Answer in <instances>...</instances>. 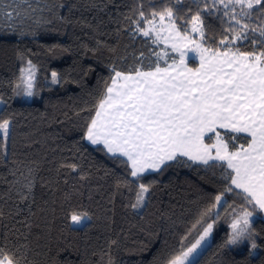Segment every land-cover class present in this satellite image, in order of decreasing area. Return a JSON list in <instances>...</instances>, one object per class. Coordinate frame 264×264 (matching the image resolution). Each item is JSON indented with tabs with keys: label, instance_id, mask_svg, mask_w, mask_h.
<instances>
[{
	"label": "trees",
	"instance_id": "obj_1",
	"mask_svg": "<svg viewBox=\"0 0 264 264\" xmlns=\"http://www.w3.org/2000/svg\"><path fill=\"white\" fill-rule=\"evenodd\" d=\"M205 2L211 7L212 0H0V96L7 101L0 118L14 121L7 150L0 153L4 255L14 260L23 255L25 264H165L178 254L181 237L223 187L221 170L174 163L125 186L126 166L83 140V125L94 115L89 110L110 83L113 66L127 71L141 52L148 57L163 47L134 30L139 12L151 19L153 11L171 7L178 17L190 20ZM236 11L239 17V7ZM8 13H19L11 27ZM220 15L201 12L206 46L215 47L225 35L228 24ZM255 16L252 24L258 23ZM48 20L52 23H44ZM241 50H251L250 42ZM20 57L36 66L35 94L29 101L14 99ZM53 71L58 84L51 83ZM29 166L35 186L22 202L15 181L23 180L20 174H27ZM139 183L152 187L144 206L134 209ZM234 201L243 203L230 195L225 207ZM215 211L225 216L222 208ZM83 213L90 219L72 225L71 216ZM229 224L221 221L214 227L198 264H264L262 214L253 219L252 241L223 246ZM194 238L195 233L192 242Z\"/></svg>",
	"mask_w": 264,
	"mask_h": 264
},
{
	"label": "snow or ice",
	"instance_id": "obj_2",
	"mask_svg": "<svg viewBox=\"0 0 264 264\" xmlns=\"http://www.w3.org/2000/svg\"><path fill=\"white\" fill-rule=\"evenodd\" d=\"M201 12H222L218 18L228 24L215 47L206 46ZM253 13L257 24L251 23ZM13 15L19 17V13L6 14L8 27L15 23ZM150 15L148 19L141 10L133 21L134 30L151 39L153 45L163 47L152 50L148 57L141 52L138 63L127 71L112 67L114 75L94 109L89 110L94 115L86 119L82 139L126 166L125 186L174 163L191 162L221 170L223 187L214 196V203L199 213L181 237L178 254L165 261L198 264L197 258L218 223L230 220L223 246L237 245L254 240L253 218L257 213L264 214V0H212L211 7L205 2L190 20L178 17L171 7ZM142 23L147 27H141ZM248 42L251 50H241V45ZM197 59L198 66L190 67L189 62ZM19 79L14 96H33L36 69L31 60L20 70ZM59 82L57 72H51V83ZM0 105H7L2 96ZM13 124L11 119L0 118V153L7 150ZM239 140L244 142L238 144ZM67 167L77 169L76 164ZM20 175L23 180L15 183L23 202L31 196L36 176L31 166L27 174ZM151 187L138 184L132 208L144 206ZM230 195L243 203L236 205L234 201L225 207ZM217 208L224 210L223 218ZM85 219H90L87 213L71 216L76 224ZM25 260L23 255L14 260L0 248V264H25Z\"/></svg>",
	"mask_w": 264,
	"mask_h": 264
},
{
	"label": "rangeland",
	"instance_id": "obj_3",
	"mask_svg": "<svg viewBox=\"0 0 264 264\" xmlns=\"http://www.w3.org/2000/svg\"><path fill=\"white\" fill-rule=\"evenodd\" d=\"M157 20H158V18H157ZM144 27H147V25L145 24V26ZM198 38V37H197ZM27 61L28 60H26V59H21V57H20V62H21V69L22 68H27ZM196 61H198V59L196 60ZM196 61L195 62H189V65L190 66H192V67H194V66H196ZM33 64V63H32ZM34 65V64H33ZM35 66V65H34ZM35 69H36V66H35ZM22 95V96H21ZM21 95H18V96H15L14 97V99L15 100H27V101H29V100H31L32 99V96L31 97H28V96H25V95H23V94H21ZM1 106L2 105H0V108H1ZM75 215H81V214H75ZM255 217V216H254ZM254 219V218H253ZM87 219H85V220H82V222L81 223H79V224H76V223H74V222H72L71 221V224L72 225H74V226H80V225H82L85 221H86ZM212 236H213V234L208 238V242H207V244L205 245V247L210 243V241H211V239H212ZM203 250V249H202ZM202 250H201V252H202Z\"/></svg>",
	"mask_w": 264,
	"mask_h": 264
},
{
	"label": "crops",
	"instance_id": "obj_4",
	"mask_svg": "<svg viewBox=\"0 0 264 264\" xmlns=\"http://www.w3.org/2000/svg\"><path fill=\"white\" fill-rule=\"evenodd\" d=\"M198 63H199V61H196V66H194V67H197L198 66ZM190 66V65H189ZM190 67H192V66H190ZM89 143V142H88ZM262 216L264 217V214H262Z\"/></svg>",
	"mask_w": 264,
	"mask_h": 264
}]
</instances>
